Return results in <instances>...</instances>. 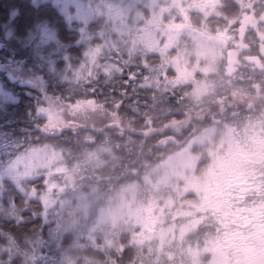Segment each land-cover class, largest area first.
I'll return each mask as SVG.
<instances>
[{"label": "clouds", "instance_id": "9594fccd", "mask_svg": "<svg viewBox=\"0 0 264 264\" xmlns=\"http://www.w3.org/2000/svg\"><path fill=\"white\" fill-rule=\"evenodd\" d=\"M0 264H264V0H0Z\"/></svg>", "mask_w": 264, "mask_h": 264}]
</instances>
